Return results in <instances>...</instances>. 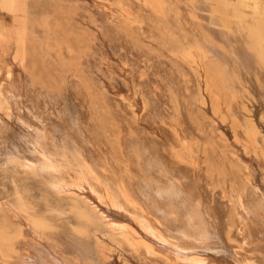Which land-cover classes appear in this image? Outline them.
I'll return each mask as SVG.
<instances>
[{"label": "bare ground", "instance_id": "obj_1", "mask_svg": "<svg viewBox=\"0 0 264 264\" xmlns=\"http://www.w3.org/2000/svg\"><path fill=\"white\" fill-rule=\"evenodd\" d=\"M217 1L202 18L199 0H92L118 31L104 44L91 40L73 85L79 94L96 85L109 111L125 113L114 120L115 143L95 110L80 136L52 134L47 113L26 114L19 62L12 81L0 79V139L14 119L28 138L23 155L7 140L0 149L12 169L14 194L3 207L21 264H264V19L251 24L246 10ZM144 26L168 51L146 50L137 35ZM114 42L134 61L110 54ZM230 52L245 75L230 68ZM147 89L160 94L161 109ZM202 114L231 136L209 133ZM21 172L38 194L20 187Z\"/></svg>", "mask_w": 264, "mask_h": 264}, {"label": "rangeland", "instance_id": "obj_2", "mask_svg": "<svg viewBox=\"0 0 264 264\" xmlns=\"http://www.w3.org/2000/svg\"><path fill=\"white\" fill-rule=\"evenodd\" d=\"M181 1L185 3L187 2V0ZM199 1L203 8H201L202 10L200 12L199 10H197V12L200 13L202 18H205L206 15H208V11L211 13L218 2L217 0ZM243 2L244 4L241 5ZM228 3L233 5V9L235 7H239L243 11L246 10L245 12L247 15L249 14L248 21L249 23L251 22V24H254L255 20H258L259 18L264 19V0H228ZM245 3H247L248 7ZM255 4H257L258 13H254L253 7ZM111 19L113 20V17L108 14L106 15L104 11H100V9L95 7L92 0H0V79L5 84L12 81V72L14 71L13 64L19 62L20 65H18L17 70L18 72L19 70L21 72H19L20 74L18 73L19 77L17 76L16 78L19 85L23 87L24 94L26 95L28 93L26 97L28 99V104L30 103L25 107L24 111L26 114H29L30 111L37 114L47 113V117L50 118V122L48 120V124L51 126L48 127L49 130L52 129V134H63L64 136L68 131L72 132L71 130L75 128L74 133L77 131L76 134L80 136L79 134L84 131V128L91 125L90 116L91 114L95 116L96 111L95 117L105 123L104 129L109 141L115 143L119 129L117 124V127L115 126L116 121L114 120H120V117L123 119L125 117V113L120 111V109L118 110L119 107L114 105V110L111 109V111L113 110V114L111 113V116V114H109L111 112L109 111L110 107H108L109 105L105 102L100 89L96 85L89 84V86L85 88L81 94H79L77 90L75 91V85H73L76 84L74 81L81 79L82 68L79 63L82 61L79 57L83 52L89 49V43L91 40L93 38H99L104 44L103 39L106 36L105 34L110 32L112 35V33L114 34L115 31H118L117 26L113 23L114 20L112 21ZM147 28L148 27L144 26L137 34L139 38L141 37V42L143 44L145 43L144 45H146V47L148 46L146 50L154 52L168 51L167 47H165L161 40L156 37L157 35L150 32V29L148 33ZM151 33L153 34L152 36L150 35ZM131 34H133V32ZM113 36L115 37V35ZM235 40L236 42L233 43ZM233 42L232 46L234 47L235 45V49L233 48L235 53L237 48L239 49L240 41L234 39ZM114 43L111 44L113 46L108 48V52L110 54H121L120 56L125 58L127 57V59L134 61V55H131L127 49L120 50L119 47H117L118 44L116 42ZM234 53L230 52L229 55L232 58H230V62L232 61L229 64L230 68L245 75V69L240 62H237L239 59H237L238 56ZM99 55L100 52L98 53V56ZM138 56L137 58L139 59ZM136 63L138 62H135L134 66L137 70L140 59L137 65ZM235 65L237 68H235ZM8 74L10 75V78L4 81L3 77ZM147 80H149L148 77L145 78V81ZM146 93L148 94V102L150 106L152 108L157 107V109H161L164 102H162L160 94H157V92H154L151 89H147ZM91 108H93V110ZM36 110H39V112ZM52 112L54 115H50ZM242 112L246 113L245 110ZM56 115L61 117L60 119H63L60 120L59 118H56ZM22 116L24 118L23 121H29V118L25 114H22ZM129 116L133 119V115L129 114ZM201 118L202 122L206 124L207 131L212 135L221 134L223 136H228L229 133L231 136L226 123L224 124L221 121H214L210 114H202ZM21 123V121L14 119L10 122V124H8L9 128L6 126L8 130H11H9V133L11 132L14 136L11 133L10 134L12 136L8 133L2 134L3 137L0 139V149H2V151H4V142L7 140L8 143L10 142L9 144L6 142L7 146H10L8 150L11 152L13 151L14 153L20 148L19 151H22L20 152V155L25 153V151H23V146L25 144L23 139L28 138L25 137V131L19 128L22 125ZM57 125L58 127H56ZM208 128H210V130ZM217 128L219 131L218 133L216 132ZM20 131H23L22 135ZM78 131H80V133ZM23 133L25 134L23 135ZM15 134L18 135L16 136ZM8 136L10 137V141ZM18 137L21 138L22 141H20L21 139ZM216 137L214 136L215 140H217ZM233 140L234 139H230L232 142ZM219 144L221 146L220 141ZM1 153L0 264H21L19 262V256L21 253L19 250L21 248L20 238L16 232L17 229L14 228L13 223L8 217L9 215L3 207V202L7 201L14 194V184H12L10 178L8 177L9 173H12V169L11 166H6V161L3 159L4 155ZM241 163L243 165L246 164L244 162ZM20 174V182H22L20 187L24 188L25 186L28 188L27 190L33 192L34 195L38 194L36 183H34L32 179L30 180L29 177H24L22 172ZM213 176L215 182L221 183L220 181L223 182L224 180L222 176H219L218 172H214ZM118 255L117 262L119 260Z\"/></svg>", "mask_w": 264, "mask_h": 264}]
</instances>
